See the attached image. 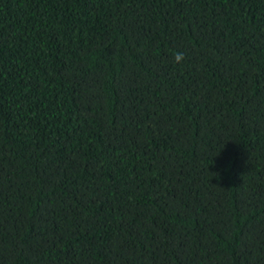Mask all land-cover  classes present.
I'll return each mask as SVG.
<instances>
[{"label": "trees", "instance_id": "16d2710c", "mask_svg": "<svg viewBox=\"0 0 264 264\" xmlns=\"http://www.w3.org/2000/svg\"><path fill=\"white\" fill-rule=\"evenodd\" d=\"M0 264H264V0H0Z\"/></svg>", "mask_w": 264, "mask_h": 264}, {"label": "clouds", "instance_id": "9594fccd", "mask_svg": "<svg viewBox=\"0 0 264 264\" xmlns=\"http://www.w3.org/2000/svg\"><path fill=\"white\" fill-rule=\"evenodd\" d=\"M184 60V54L181 52H176L174 55V62L180 63Z\"/></svg>", "mask_w": 264, "mask_h": 264}]
</instances>
